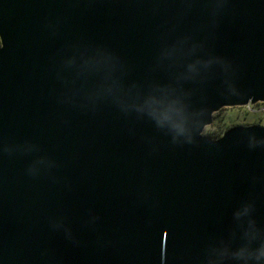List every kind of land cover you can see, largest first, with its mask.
Returning a JSON list of instances; mask_svg holds the SVG:
<instances>
[{"label": "water", "instance_id": "water-1", "mask_svg": "<svg viewBox=\"0 0 264 264\" xmlns=\"http://www.w3.org/2000/svg\"><path fill=\"white\" fill-rule=\"evenodd\" d=\"M264 0H0V264H264Z\"/></svg>", "mask_w": 264, "mask_h": 264}, {"label": "rangeland", "instance_id": "rangeland-1", "mask_svg": "<svg viewBox=\"0 0 264 264\" xmlns=\"http://www.w3.org/2000/svg\"><path fill=\"white\" fill-rule=\"evenodd\" d=\"M256 123L264 125V104L252 107L226 108L215 115L213 125L207 127L204 134L217 139L235 125Z\"/></svg>", "mask_w": 264, "mask_h": 264}, {"label": "flooded vegetation", "instance_id": "flooded-vegetation-1", "mask_svg": "<svg viewBox=\"0 0 264 264\" xmlns=\"http://www.w3.org/2000/svg\"><path fill=\"white\" fill-rule=\"evenodd\" d=\"M260 105H263V104H260Z\"/></svg>", "mask_w": 264, "mask_h": 264}]
</instances>
